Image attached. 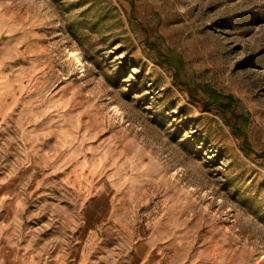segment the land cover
I'll return each instance as SVG.
<instances>
[{
	"label": "rangeland",
	"instance_id": "obj_1",
	"mask_svg": "<svg viewBox=\"0 0 264 264\" xmlns=\"http://www.w3.org/2000/svg\"><path fill=\"white\" fill-rule=\"evenodd\" d=\"M3 43L24 91L0 119V264L52 218L62 257L264 264V0H0ZM28 133L58 168H27Z\"/></svg>",
	"mask_w": 264,
	"mask_h": 264
},
{
	"label": "crops",
	"instance_id": "obj_2",
	"mask_svg": "<svg viewBox=\"0 0 264 264\" xmlns=\"http://www.w3.org/2000/svg\"><path fill=\"white\" fill-rule=\"evenodd\" d=\"M8 60V61H7ZM6 61H10V44H0V71L4 68V72H6ZM11 101L8 99L7 102L5 100L3 101V108L2 111H0V119H3L4 122L6 121L7 115L10 113L11 110ZM3 138L5 139L4 144L9 146L12 144V130L10 129H5L3 132ZM27 143H26V151L23 153H26L27 160L30 158V160L27 161L29 165L27 168L35 163V169H51L54 170L58 168V163L56 160V157L50 153L44 154L43 151L40 152L41 156L38 157L32 150V143L37 139L38 137L35 136H30L29 133L25 136ZM23 138V137H22ZM22 142H24L22 140ZM6 145V146H7ZM10 148V147H9ZM12 162H10L9 167H11ZM9 178V188H13V183H15L16 178L12 177V175L8 176ZM42 178H44L42 176ZM7 183L5 182V185ZM8 186V185H6ZM100 198L103 200H106V196L104 194L100 195ZM54 214V212H53ZM56 221H51V241L44 239L36 242V248L32 253L29 252H24V249L26 246H32L35 244L33 237L31 238H25L23 239L24 241H21V244H23L22 251H19V254L14 257V259H11L10 264H157L156 260V249H155V244L151 243L150 241L146 242H140L136 244L135 250L138 251L134 255H128V252L126 248L123 246L119 248L116 252L115 255L112 256V259L108 260V253L107 252H96L95 250V240L92 242L90 241L89 243L87 242L85 246L82 248L83 252H79L77 256H74L72 258L69 257H62L57 250V248H53L56 246L54 240V235L59 234V228L58 222ZM49 226V225H48ZM43 228V227H41ZM22 226H13L10 229L9 232V240L10 244L12 247V244L17 245L19 239L22 240L21 234L25 232L26 229L23 231ZM35 233V232H31ZM94 233H90V236L93 235ZM58 245V244H57ZM10 247V248H11ZM51 250V251H50ZM55 250V251H54ZM50 251V252H49ZM141 256H139L140 254ZM120 259V260H119Z\"/></svg>",
	"mask_w": 264,
	"mask_h": 264
},
{
	"label": "bare ground",
	"instance_id": "obj_3",
	"mask_svg": "<svg viewBox=\"0 0 264 264\" xmlns=\"http://www.w3.org/2000/svg\"><path fill=\"white\" fill-rule=\"evenodd\" d=\"M34 48H37L36 45H28L26 47V54L30 55V52H32L34 50ZM73 55H75L76 61L81 65V70H83L82 68V60L80 59L79 55L76 52H73ZM23 68L20 67V70H17L15 72V74H9L8 72H4L2 71L0 73V111H2L3 108V101L5 100V102L8 101V99H10L11 104L13 105L14 102H16L17 100H19V96L21 94V92L24 91V86L22 85V74H23ZM24 99V97H23ZM36 112L38 113V110H36ZM60 144L62 146H70V143L67 139L65 138H60ZM131 149H127L128 152H132L130 151ZM98 161L101 160V157H98ZM139 160L142 162V157H139ZM97 159H95V162L98 163ZM86 167V162H84L82 164V169H84ZM78 175V174H77Z\"/></svg>",
	"mask_w": 264,
	"mask_h": 264
},
{
	"label": "trees",
	"instance_id": "obj_4",
	"mask_svg": "<svg viewBox=\"0 0 264 264\" xmlns=\"http://www.w3.org/2000/svg\"><path fill=\"white\" fill-rule=\"evenodd\" d=\"M227 98L224 99V97L221 96V95H218V96L215 95L213 102H219L220 101L222 103V105H221L222 106V110L226 112V111H228V110H230L232 108V106L229 104V103H231V99L230 98H228V103H224ZM235 117H236V119L240 118V116L236 115V114H235Z\"/></svg>",
	"mask_w": 264,
	"mask_h": 264
}]
</instances>
